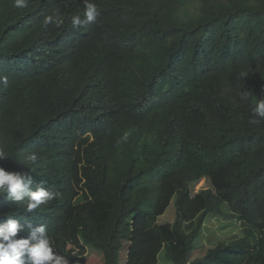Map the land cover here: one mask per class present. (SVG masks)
<instances>
[{
  "label": "trees",
  "instance_id": "obj_1",
  "mask_svg": "<svg viewBox=\"0 0 264 264\" xmlns=\"http://www.w3.org/2000/svg\"><path fill=\"white\" fill-rule=\"evenodd\" d=\"M13 2L0 0V167L20 172L29 148L60 194L18 217L38 216L70 264L86 246L120 264L128 243L125 264L162 250L173 264H264V119L250 123L264 0H90L100 15L76 28L84 0ZM56 9L63 23L45 27ZM36 40L46 54L26 62ZM213 218L240 238L205 245Z\"/></svg>",
  "mask_w": 264,
  "mask_h": 264
},
{
  "label": "clouds",
  "instance_id": "obj_2",
  "mask_svg": "<svg viewBox=\"0 0 264 264\" xmlns=\"http://www.w3.org/2000/svg\"><path fill=\"white\" fill-rule=\"evenodd\" d=\"M27 4L28 0H14L13 2V6L18 9L27 7ZM39 6L38 3L37 8ZM99 15L97 5L90 2V0H84V18L82 19L80 15L72 16L71 25L76 28L95 23ZM62 23L59 9L54 10L43 21L45 27L51 24L59 27ZM32 45L34 50L33 52H27L26 62L31 61L32 58L34 62H37L38 56L36 54L39 51L44 55L46 54V49L42 46L41 40H36ZM45 46L47 47V44ZM7 82L8 78L6 76H0V83L7 84ZM241 97L246 98L247 93H241ZM252 113L254 117L260 119H252L250 123L259 124L261 119H264V98H257ZM17 157L20 172H10L0 167V198L7 200V204L10 205L7 207L11 209V212L8 213L0 212V264H70L68 257L56 251L46 225L41 224L38 216L34 222H30L28 218L23 221L21 217H18L17 213L20 211H17V209L22 208L24 213L34 212L41 205H45L43 208L46 207L50 201L55 200L60 194L48 190L46 188L48 181L40 176L37 169L32 167L37 164L38 156L36 153H32L31 149L26 148L24 153H17ZM5 159H7L6 154L0 151V160ZM38 212L39 209L35 211V213ZM12 213H15V215L10 216ZM204 227L202 229L203 233ZM228 227L230 228L229 225H226V228Z\"/></svg>",
  "mask_w": 264,
  "mask_h": 264
},
{
  "label": "rangeland",
  "instance_id": "obj_3",
  "mask_svg": "<svg viewBox=\"0 0 264 264\" xmlns=\"http://www.w3.org/2000/svg\"><path fill=\"white\" fill-rule=\"evenodd\" d=\"M205 181H201L198 184L195 185V192H198L199 190L204 189L206 186ZM205 184V185H204ZM224 211L226 209L224 208ZM227 222L224 220H219V222L213 218L210 220L209 223L204 227V234L205 239L204 242L209 247H214L219 243H225L229 241H233L235 239H238L240 237V228L237 225H232L230 228H226ZM219 225H222L225 229L219 228ZM227 229V230H226ZM129 248V243L124 244L121 252H120V264H124L125 254ZM74 259L77 260L80 264H104L103 255L94 249L87 247L85 250V254L83 256H77L76 252H73ZM159 263L158 264H171L166 258H165V252L162 251L161 254L158 257ZM126 261V260H125Z\"/></svg>",
  "mask_w": 264,
  "mask_h": 264
}]
</instances>
